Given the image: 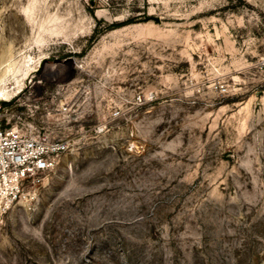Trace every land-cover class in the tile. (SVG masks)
I'll return each instance as SVG.
<instances>
[{
    "label": "rangeland",
    "instance_id": "obj_1",
    "mask_svg": "<svg viewBox=\"0 0 264 264\" xmlns=\"http://www.w3.org/2000/svg\"><path fill=\"white\" fill-rule=\"evenodd\" d=\"M4 86L70 146L0 264H264V0H0Z\"/></svg>",
    "mask_w": 264,
    "mask_h": 264
},
{
    "label": "built area",
    "instance_id": "obj_2",
    "mask_svg": "<svg viewBox=\"0 0 264 264\" xmlns=\"http://www.w3.org/2000/svg\"><path fill=\"white\" fill-rule=\"evenodd\" d=\"M72 81L59 84L68 89ZM141 94L136 103L144 101ZM68 103L60 111H68ZM118 115V109L113 111ZM70 140L49 126L40 125L0 101V222L12 206L27 196L28 186L40 182L43 175L57 166Z\"/></svg>",
    "mask_w": 264,
    "mask_h": 264
},
{
    "label": "bare ground",
    "instance_id": "obj_3",
    "mask_svg": "<svg viewBox=\"0 0 264 264\" xmlns=\"http://www.w3.org/2000/svg\"><path fill=\"white\" fill-rule=\"evenodd\" d=\"M69 62L68 61H64V62H59V63H51L49 65H47L48 67H50V69H48L45 73V75H48V76H52V75H55V76H60L61 74L59 73L60 70L62 67H65V65H67ZM55 69V70H54ZM0 92H1V95L3 97H5L6 95V92H8L6 86L0 88Z\"/></svg>",
    "mask_w": 264,
    "mask_h": 264
},
{
    "label": "water",
    "instance_id": "obj_4",
    "mask_svg": "<svg viewBox=\"0 0 264 264\" xmlns=\"http://www.w3.org/2000/svg\"><path fill=\"white\" fill-rule=\"evenodd\" d=\"M64 61L71 62V61H73V58L72 57H68V58L64 59Z\"/></svg>",
    "mask_w": 264,
    "mask_h": 264
},
{
    "label": "trees",
    "instance_id": "obj_5",
    "mask_svg": "<svg viewBox=\"0 0 264 264\" xmlns=\"http://www.w3.org/2000/svg\"><path fill=\"white\" fill-rule=\"evenodd\" d=\"M148 18H153L155 20H157V17H151V16H146L145 19H148Z\"/></svg>",
    "mask_w": 264,
    "mask_h": 264
}]
</instances>
